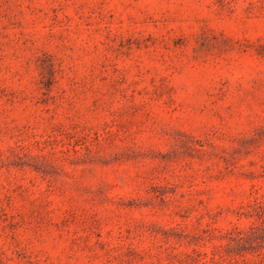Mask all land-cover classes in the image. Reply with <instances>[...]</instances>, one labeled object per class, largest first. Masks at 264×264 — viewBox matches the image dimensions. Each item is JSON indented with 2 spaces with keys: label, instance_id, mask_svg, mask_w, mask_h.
<instances>
[{
  "label": "rangeland",
  "instance_id": "1",
  "mask_svg": "<svg viewBox=\"0 0 264 264\" xmlns=\"http://www.w3.org/2000/svg\"><path fill=\"white\" fill-rule=\"evenodd\" d=\"M0 264H264V0H0Z\"/></svg>",
  "mask_w": 264,
  "mask_h": 264
}]
</instances>
